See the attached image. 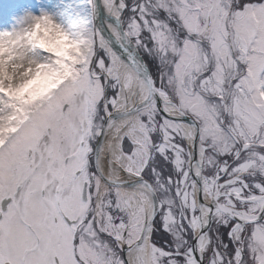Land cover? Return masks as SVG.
Instances as JSON below:
<instances>
[{
    "label": "snow or ice",
    "instance_id": "obj_1",
    "mask_svg": "<svg viewBox=\"0 0 264 264\" xmlns=\"http://www.w3.org/2000/svg\"><path fill=\"white\" fill-rule=\"evenodd\" d=\"M0 264H264V0H3Z\"/></svg>",
    "mask_w": 264,
    "mask_h": 264
},
{
    "label": "rangeland",
    "instance_id": "obj_2",
    "mask_svg": "<svg viewBox=\"0 0 264 264\" xmlns=\"http://www.w3.org/2000/svg\"><path fill=\"white\" fill-rule=\"evenodd\" d=\"M0 3H3V0H0Z\"/></svg>",
    "mask_w": 264,
    "mask_h": 264
}]
</instances>
